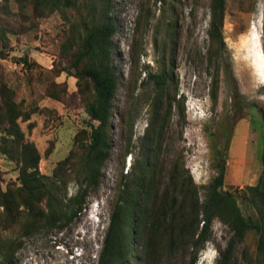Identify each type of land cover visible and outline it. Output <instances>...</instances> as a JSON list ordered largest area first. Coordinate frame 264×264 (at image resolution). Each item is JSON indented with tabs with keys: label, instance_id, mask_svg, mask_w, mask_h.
<instances>
[{
	"label": "rangeland",
	"instance_id": "1",
	"mask_svg": "<svg viewBox=\"0 0 264 264\" xmlns=\"http://www.w3.org/2000/svg\"><path fill=\"white\" fill-rule=\"evenodd\" d=\"M51 1L0 0V104L11 100L23 113L16 120L18 140L8 135L7 124L0 125V194L12 189L19 211L16 220L6 216L0 222V264H97L121 175L138 171L149 157L143 139L148 131L156 142L150 156L154 192L142 226L148 256L141 261V245L133 243L131 260L190 264V247L179 242L170 250L164 228L150 227L158 221L161 192L173 172L192 182L200 200L220 163L223 190L238 193L258 183L264 166V121L258 110L264 106V0H223V45L209 36L212 0ZM105 16L115 26L111 48L117 79L110 151L98 184L80 189L97 122L86 112L93 87L89 79L76 77L86 62L77 54L86 28ZM23 56L29 64L20 62ZM160 75L163 84L155 77ZM22 144L37 153V176L67 214L77 193L83 196L77 216L61 228L40 219L46 198L28 206L18 195ZM238 204L245 215L253 213L242 200ZM231 234L215 218L194 264H215ZM232 252L229 264H257L255 232L248 231Z\"/></svg>",
	"mask_w": 264,
	"mask_h": 264
},
{
	"label": "trees",
	"instance_id": "2",
	"mask_svg": "<svg viewBox=\"0 0 264 264\" xmlns=\"http://www.w3.org/2000/svg\"><path fill=\"white\" fill-rule=\"evenodd\" d=\"M53 5L57 6V3L53 1ZM211 8L209 36L223 45L220 31L223 21V0H212ZM114 33L115 26L112 19L106 16L100 18L86 28L78 49L77 58L79 60L85 58L86 62L77 70L76 77L89 79L92 83L93 99L86 105V112L91 120L97 122V125H92L91 128L86 167L79 183L80 189L84 184L88 186L98 184L99 169L110 151L108 125L117 88L111 48ZM19 60L26 65L29 64L27 56L19 57ZM155 77L160 84L164 83L162 75ZM14 107L16 106L11 100L0 104V125L7 124L6 132L9 136H14L13 140L16 141L20 135L16 120L23 113L16 111ZM258 110L264 121V106L259 107ZM154 121L155 117L151 122V128L154 127ZM160 134L161 132L158 136ZM143 139L148 141L149 157H145L138 165V171L134 170L121 175L118 195L97 264H133L131 260L135 252L133 243H140L141 261L145 263L147 261L149 241L146 240L141 244L142 226L147 214L148 198L154 192L152 170L154 166L150 156L155 155L151 146L154 145L156 148V142L152 136L150 137L149 131ZM28 149L30 148L26 144L18 145L17 155L21 161L20 179L22 180V185L17 187L18 195H23V204L28 206L36 205L46 198V210L39 209L40 219L49 228H61L77 216L83 203V196L77 193L73 198L72 210L67 214L50 188L46 187L37 176L36 167L39 157L33 149L30 151ZM68 160L69 158H66L61 161L60 167ZM262 161L264 163V152ZM216 168L217 175L206 185L202 200L191 181L179 180V176L173 172L168 184L161 192L160 210L156 216L158 221L152 222L150 231L160 230L163 227L165 235L168 236L170 250L176 249L179 242L190 247L192 249L190 264H194L197 253L210 239L213 220L218 218L229 227L232 234L225 247L219 249V257L215 264H229L234 247L243 240L248 231H254L257 235V264H264V166L258 183L247 186L238 193L222 189L225 167L220 163L216 165ZM13 193L12 189H8L0 194V206L4 209L0 212V222L6 216L16 220L19 214L18 204L13 206L15 200ZM155 199L156 196L154 201ZM238 199L251 207L253 213L245 215L240 209Z\"/></svg>",
	"mask_w": 264,
	"mask_h": 264
},
{
	"label": "bare ground",
	"instance_id": "3",
	"mask_svg": "<svg viewBox=\"0 0 264 264\" xmlns=\"http://www.w3.org/2000/svg\"><path fill=\"white\" fill-rule=\"evenodd\" d=\"M252 30H253V33H254L253 40L255 42L256 49L258 51V57H259L260 60H262V54H261L262 49H261V46H260L261 44H260L259 35H258L257 31H254L255 27L253 25H252Z\"/></svg>",
	"mask_w": 264,
	"mask_h": 264
}]
</instances>
